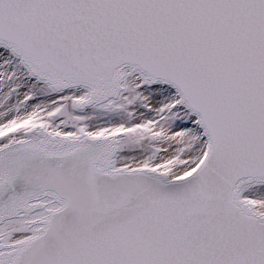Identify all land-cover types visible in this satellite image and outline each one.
<instances>
[{
  "label": "snow or ice",
  "instance_id": "snow-or-ice-1",
  "mask_svg": "<svg viewBox=\"0 0 264 264\" xmlns=\"http://www.w3.org/2000/svg\"><path fill=\"white\" fill-rule=\"evenodd\" d=\"M0 264H264V0H0Z\"/></svg>",
  "mask_w": 264,
  "mask_h": 264
}]
</instances>
